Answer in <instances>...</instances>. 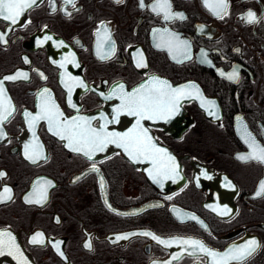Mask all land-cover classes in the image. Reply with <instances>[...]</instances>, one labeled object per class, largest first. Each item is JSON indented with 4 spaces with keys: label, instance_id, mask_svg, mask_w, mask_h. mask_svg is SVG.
I'll return each instance as SVG.
<instances>
[{
    "label": "flooded vegetation",
    "instance_id": "1",
    "mask_svg": "<svg viewBox=\"0 0 264 264\" xmlns=\"http://www.w3.org/2000/svg\"><path fill=\"white\" fill-rule=\"evenodd\" d=\"M226 2L227 15L221 18L205 0H171L172 11L185 18L165 21L151 10L154 0H144L143 8L140 0H74V6L55 0L54 12L51 0H37L16 25L0 19V32L11 28L7 43H0V80L28 74L27 80H3L15 110L0 139V172L6 174L0 177V192L7 187L12 195L0 202V231L10 232L20 251L0 255V264H166L180 252L175 244L165 247L139 235L144 231L162 238L193 237L219 252L255 239L260 247L247 264H264V195H255L264 181V164L236 158L250 150L245 130L264 145V0ZM249 10L259 23L242 19ZM155 30L160 31L154 35ZM173 34L187 41L190 59H173L167 48L156 47L162 35L168 39ZM137 60L146 67H137ZM234 69L238 82L220 74ZM153 77L173 88L195 85L204 98L215 101L216 112L209 116L199 99L183 98L170 118L141 121L157 146L175 157L183 177L164 180L162 188L147 174L151 160L131 162L123 149L108 145L94 157L99 172H90L91 162L70 151L48 130L47 121L30 128L25 116L39 112V94L49 89L68 119L92 114L93 128L107 120L113 121L108 131L124 133L137 117L122 111L117 118L121 100L114 91L123 84L131 92ZM33 143L42 146L46 159H26L25 145ZM229 181L234 188L226 186ZM39 188L47 199L26 202ZM207 205L231 213L221 216ZM189 214L203 224L188 219ZM36 233H43L44 245L31 243ZM131 233L137 235L115 241ZM89 241L90 249L85 247ZM207 260L185 254L172 264Z\"/></svg>",
    "mask_w": 264,
    "mask_h": 264
},
{
    "label": "snow or ice",
    "instance_id": "2",
    "mask_svg": "<svg viewBox=\"0 0 264 264\" xmlns=\"http://www.w3.org/2000/svg\"><path fill=\"white\" fill-rule=\"evenodd\" d=\"M117 3L123 2V0H116ZM37 0H0V19L7 21L11 26L16 25L19 22L20 17L24 13L31 9ZM53 4L52 11L55 9V0H51ZM66 4H71L74 6V0H65ZM207 6H209L217 16L227 15V2L226 0H215V3L208 4V0H205ZM140 7H145L144 0H140ZM151 10L157 15L163 14V19L165 21L174 19H184L183 13L173 12L171 6V0H154V3L150 5ZM66 15H70L65 10ZM242 19L247 23H259L260 18L256 16L254 12L249 10L242 16ZM26 26V25H25ZM0 32V43H7L6 36L7 31ZM160 30H155L154 35L159 33ZM166 31V30H165ZM47 39H51L48 37ZM62 43V42H61ZM156 47H164L173 54V59H176L177 55H181L184 59H190L188 52L187 41H182L179 37L170 35L168 39H164L163 35L161 40L156 44ZM107 57H101V59H106ZM142 59V57H141ZM25 62L27 59L25 58ZM53 63H56L53 61ZM65 65L62 63L60 67L63 68ZM137 67H146V63H141V60H137ZM222 76L226 75L227 79L231 81L239 80V73L237 69H234L231 73H220ZM42 78V73H39ZM23 78L28 79V74L26 72H17L14 75L4 77L3 80H17ZM3 80H0V139L6 136L3 132L2 126L5 121L14 112V106L11 104L10 98L5 94V89L3 87ZM83 87V82H79ZM65 87L69 89V103L71 107L75 105L71 104V87L65 83ZM188 89H192L189 91ZM114 94L119 96L121 100V105L116 109V116L119 117L120 112H126L129 116L137 117L136 125L129 129V131L124 133L110 132L107 130V124L113 121H105V125L100 128H93L91 126V120L87 117L75 116L68 119L60 111L58 105L55 104L54 100L51 99L50 90L43 89L40 95V105L39 112L36 115L25 112V116L28 118V124L30 128H34L35 124L41 120L47 121L48 130L53 133V135L60 138L62 141H66V147L76 153L81 155L83 158L91 162L90 172H99L96 161L94 159L96 153L104 152L108 145H115L118 148L123 149V152L127 155L131 162L138 163L142 160H151L152 169L148 170V176L151 180L163 187L164 180L175 181L177 177L183 179L180 176L179 166L176 163L175 157L171 156L166 149L160 148L155 143L154 139L148 134L149 130L144 128L141 121L144 119H168L175 115L179 110L180 101L183 98H196L201 102V106L204 107L209 116H216V112L213 111L215 108V101L208 100L204 98L199 92V89L195 85H185L179 88H173L166 80H161L158 77L151 78L148 83L141 84L139 87L133 89L131 92H126L124 90V85H119V91ZM111 98V96L107 97ZM244 142L250 149L246 153H238L237 159L244 163L256 162L264 164V145L259 144V142L246 130L244 132ZM24 155L26 159L32 163H36L39 159H46L42 153V146L39 143H33L31 145H25ZM6 175L0 172V177ZM203 175L211 179L207 173ZM76 179H80L77 177ZM227 179V178H225ZM50 183V182H48ZM199 184V178H197V185ZM227 187H235L229 181L226 184ZM100 187L103 190L105 188V181L103 176H100ZM187 187V185H185ZM183 190V189H181ZM255 195L260 197L264 195V181H261L258 190ZM32 196L35 199L31 198ZM11 189L5 187L3 192H0V202L11 200ZM26 202L42 204L46 199V190L44 188H39L34 190L29 197H25ZM168 200L173 199L171 195L167 197ZM109 207H111L109 205ZM206 207L212 208L211 205ZM175 211V209H173ZM214 212H218L221 216H226L231 213V209L227 207L222 209L212 208ZM123 215H128L123 213ZM178 217L183 221L184 216L177 212ZM188 219L192 221H198L203 224V221H199L198 217L194 214H189ZM206 227V226H205ZM130 235H137V233L122 234L115 237V241L126 240ZM139 235L151 237L158 244L165 247H170L172 245H177L180 248L178 254H173L171 260L167 261L166 264H172V260H179L185 254L193 258H208L207 264H247V260L257 251L260 247L255 239L249 240L242 245H233L223 252L216 251L209 248L203 241L193 238V237H170L162 238L155 235L150 231H144L139 233ZM114 241V242H115ZM32 244L44 245L45 237L43 233H36L32 239ZM56 252L63 256V252L60 248V242H56L54 245ZM86 248H91V242L85 244ZM8 249L9 254L16 252L19 254V248L15 243V237L11 235L10 232L4 230L0 231V255H4V250ZM21 264H27V261L22 260Z\"/></svg>",
    "mask_w": 264,
    "mask_h": 264
},
{
    "label": "water",
    "instance_id": "3",
    "mask_svg": "<svg viewBox=\"0 0 264 264\" xmlns=\"http://www.w3.org/2000/svg\"><path fill=\"white\" fill-rule=\"evenodd\" d=\"M92 114H88V115H86L88 118H90V116H91ZM75 116H78V115H75ZM75 116H71V117H69V119H71L72 117H75ZM106 149H108V148H106ZM4 252H5V254L3 255V256H6V255H8L9 254V250L8 249H5L4 250ZM13 253H14V251L12 252V254H9V255H13Z\"/></svg>",
    "mask_w": 264,
    "mask_h": 264
}]
</instances>
